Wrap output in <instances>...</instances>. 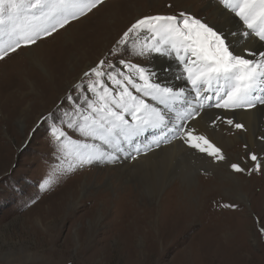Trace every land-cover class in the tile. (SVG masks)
Returning a JSON list of instances; mask_svg holds the SVG:
<instances>
[{
  "label": "rangeland",
  "instance_id": "obj_1",
  "mask_svg": "<svg viewBox=\"0 0 264 264\" xmlns=\"http://www.w3.org/2000/svg\"><path fill=\"white\" fill-rule=\"evenodd\" d=\"M211 1L220 4L219 0ZM206 6L207 0H104L99 8L38 40L32 48L22 46L0 60V223H3L0 224V263L11 251L22 264H264V234L261 233L264 228V166L260 154L255 151L250 155L253 149L238 148L241 152L235 161L232 159L243 171L236 172L231 167L233 164L230 166L242 183H248L241 189L244 198H235L230 193L231 184L217 187L219 183L207 181L205 175L212 176L213 172L195 166L192 171L199 170L193 173L192 185L196 186L197 178H201L203 195L192 198L189 210L174 207L164 212H160L161 208L154 211L151 215L154 220L149 224L146 223L148 212L140 213L135 209L126 193L117 198L119 188L130 186L133 191L140 188L130 181L127 173L121 175L114 169L116 163L96 162L71 173L55 171L58 166L66 169L67 162L61 165L58 159L62 153L50 135V125L55 123L73 139H82L66 125H61L60 120L64 111L70 110L65 97L72 95L74 101L79 102L80 90L74 85L86 86L90 79H95L85 77L84 73L102 59L127 75L131 73L126 64L150 70L148 61L157 53L144 57L134 54V50L145 43L143 34L135 44L130 39L121 47L117 41L123 33L143 17L180 12L216 25ZM81 31L86 32V37L78 36ZM78 38L83 42L87 40L83 45L92 40L81 56L77 51V46L81 45ZM27 48H31V52ZM113 48L120 50L113 53ZM38 61L49 74L59 70L53 73L55 76H50V81L36 67ZM174 61L180 74L181 65ZM24 73L29 84L23 81ZM172 75V81L178 83V72L173 71ZM183 80L186 91L188 85ZM164 83L162 81L161 85ZM128 87L146 103L158 106L151 97L142 96L131 85ZM31 92L33 94L27 97L19 96V93ZM160 106L174 123L183 112L174 102L170 103L171 111ZM20 108L25 110L24 115H18ZM49 115L51 119H45ZM237 131L242 133V129ZM146 137L151 139L149 134ZM140 141L146 142L145 137H140ZM116 155L127 157L124 153ZM253 155L256 161L251 159ZM257 163L261 165L259 170ZM106 170L113 171L112 175ZM50 174H53V184L41 191V183ZM220 176L228 181V174L220 172ZM176 179L179 181L176 177L172 182ZM211 189L219 198L209 196L213 195ZM231 192L238 190L232 187ZM143 199L146 200L144 195ZM160 200L161 196L155 204ZM174 200L169 197L168 204H175ZM227 204L231 209L224 207Z\"/></svg>",
  "mask_w": 264,
  "mask_h": 264
},
{
  "label": "snow or ice",
  "instance_id": "obj_2",
  "mask_svg": "<svg viewBox=\"0 0 264 264\" xmlns=\"http://www.w3.org/2000/svg\"><path fill=\"white\" fill-rule=\"evenodd\" d=\"M103 3L104 0H0V60L22 46L31 47L38 40L51 36ZM219 3L232 14L229 19L238 18L236 22L243 29L230 35H240L246 41L256 38L258 42H264V0H219ZM141 34L145 43L135 49L134 54L140 57L152 53L162 56L175 54V59L182 66L177 78L185 79L191 85L197 109L207 106L234 111L264 105V51H256L247 44L237 50L222 30L186 12L138 19L117 44L124 47L130 39L135 44ZM119 50L113 48L112 52ZM125 67L131 75L102 59L84 73L85 77L94 76V80L90 79L86 86L74 85L80 90L79 102L74 101L72 95L65 97L70 110L64 111L60 124L66 125L82 139H73L55 123L50 125V135L62 153L58 159L61 165L67 162L66 169L58 166L55 171L71 173L96 162L112 163L118 159L117 153L135 159L132 152L138 155L173 139H181L190 148L218 160L224 159L220 149L205 135L198 134L194 126L171 122L166 112L134 95L128 85L142 96L158 101L169 111L170 102L184 97L183 89L177 91L154 82L155 74L148 68L136 64H126ZM134 76L137 79H133ZM87 92H91L92 97ZM213 100L214 104L204 103ZM198 114V111L188 109L184 115H177V121ZM45 119L50 120L51 115ZM225 122L233 125L232 119ZM234 126L243 128L240 123ZM168 133L172 135L168 136ZM146 134L151 135V139L141 147L139 138L147 140ZM251 159L256 161L257 157L253 155ZM231 167L236 172L243 171L238 164ZM260 167L257 163L256 169ZM53 182V174H50L41 183V191L47 190ZM261 233L264 234V228H261Z\"/></svg>",
  "mask_w": 264,
  "mask_h": 264
},
{
  "label": "bare ground",
  "instance_id": "obj_3",
  "mask_svg": "<svg viewBox=\"0 0 264 264\" xmlns=\"http://www.w3.org/2000/svg\"><path fill=\"white\" fill-rule=\"evenodd\" d=\"M207 4L208 6H206V9L207 10L210 9L209 10L210 18L216 21V22L214 21V24L216 25H211V24L210 25L222 30L225 33V35H227L228 40L235 45L237 50L243 48L244 45L247 44L250 48H254L256 51H264V42H258L256 38H252L251 41H246L240 35L237 36L230 35V33L233 31L239 32L243 30L236 22L238 21V18L229 19V17L232 16V14L228 13L227 10L224 9L223 6L221 4H218L217 2L215 3L211 0H207ZM78 36L86 37V32L81 31L78 34ZM77 40L81 44L80 46H77V51H80L78 55H80V53L84 52V49L87 48V44L88 43L89 45L91 44L92 40L89 39L88 43L85 45L83 44L87 42V40H85L84 42L80 38H78ZM31 48H27V51L31 52ZM64 53L65 50L63 51L64 59L68 58L67 53L65 54ZM29 57H31V55ZM172 57L174 58L172 59ZM172 57L162 56L160 54H157V56H155L154 59H149L148 66H150L149 68H151L150 69L151 72L155 74L154 77L152 78L154 82L162 84V81H164L165 83L163 86L170 85L169 87H172L173 89L178 91L184 88V80L179 78L178 83L172 81L173 71H177L178 76H180L179 66L174 61L175 54H173ZM29 62L27 60V63L31 66ZM36 67L42 70L45 77L49 81L51 78L50 76L51 75L55 76L56 74L53 73H57L59 71L56 70L55 72L49 74L45 71V69L42 68L39 61L37 62ZM26 76L27 75L25 73L22 74L23 81L26 84H29ZM58 80L59 78H57L54 82L56 83ZM186 84L188 86L185 88L186 91L183 89L185 93L184 97L180 100L174 101V103H176L178 108L181 111H183L180 115H184L186 110L188 109L198 111L199 114L194 115L193 117L188 118L182 122L188 126H194L198 134L205 135L210 142H212L216 147L220 149L221 154L224 156V159L218 160L214 157L208 156L206 153H201L196 149L190 148L181 139L169 144L164 143L163 146H159L158 148L152 146L151 150L147 151L144 154L140 153L137 155L135 152H132V155L136 156L135 159H130V157L123 158L122 156H118V159L116 160V162H114L116 163L114 169L119 170L118 172H120L121 175L123 173H127V175H129L130 181L136 183L137 186H139L140 191L139 190L133 191V189H131V187L128 186L121 189L119 188V191H116L118 192L116 196L118 198L120 197V195L126 193V197H128L130 201L134 204L135 209L140 211V213L148 212L147 213L148 220L146 222L148 224L150 223L151 220L152 221L154 220L151 217L152 213L154 214V211L158 212L160 208H161V211L159 210L160 212L168 211V209H175V208H179V209L183 208L181 210H185V209L189 210L192 208V207L190 208V206L193 205L191 202L192 198L201 197V195H203L205 189H202L204 183H202V185L200 184L201 178H197L196 180L197 185L198 184L200 185L198 186L192 185L193 179L195 177L193 173L199 170V168H194V171H192L193 167L200 166V168L203 169L206 168L208 171H212L213 172L212 176L205 175V179H207V181H215L219 183L217 187L219 186L222 187V185H226V187H228L231 184V186L229 187L230 193L234 195L235 198L237 197L244 198L241 189H243V187H247L248 183L247 182L242 183V181L236 177L239 174L236 175L235 172L230 167L232 164H234L233 160L235 161L236 157H238L239 152H241L238 150V148L241 147L243 148L245 146L248 149H250V151L251 149H253L250 152V155H252V153L256 151V153L261 155L260 157L263 160V166H264V105L258 104L255 108L252 109H248V110L236 109L234 111L212 110L210 108L213 109H219V108L207 107V106L197 109L196 106L197 102L194 100L195 92L191 90V85L187 81ZM31 94H33V92L24 93L21 95L19 93V96L21 98V97H27ZM206 94L211 95L212 93H206ZM156 102L158 103V101ZM204 103L205 105H207V104H214L215 102L205 101ZM156 107L161 108L159 103L158 106ZM18 112H17L18 115H24L25 110L20 108ZM167 117H169L170 121L173 122L171 120L170 115H168ZM217 117H221V119H217ZM227 119H232L233 125H228L225 122ZM180 122L181 121H177L176 123H180ZM236 123H240L243 125L241 131L242 133H239L237 131V128L234 126ZM148 140L150 139L149 138H147V140L145 139L146 142ZM139 143L141 144V147H143V144L145 142H141L139 138ZM154 148L156 149L154 150ZM228 169L229 172L226 171ZM101 172L103 173V170ZM106 172L112 175L113 171L108 172V170H106ZM220 172L222 174L229 175L227 177L228 180L227 182L226 179L220 176ZM176 177L179 178V181L178 179H176L174 180L175 182H172V180ZM118 186L119 184H117L115 188L117 189ZM232 187L236 188L238 192L232 193L231 192ZM221 190H223V188H221L220 191ZM210 191L211 194L213 195H209V196H215L219 198L217 195H214L215 193L213 189H211ZM140 194H142L141 198L139 197ZM143 195L145 196L146 200L143 199ZM160 196H161L160 202L158 204H155L156 200L159 199ZM169 197H173L175 199L174 200L175 204L172 205L168 204ZM137 202L138 204H135Z\"/></svg>",
  "mask_w": 264,
  "mask_h": 264
},
{
  "label": "crops",
  "instance_id": "obj_4",
  "mask_svg": "<svg viewBox=\"0 0 264 264\" xmlns=\"http://www.w3.org/2000/svg\"><path fill=\"white\" fill-rule=\"evenodd\" d=\"M0 224H3V223H0ZM23 251H25V249ZM7 255H8L7 257H4L2 259L3 262L0 264H22L21 261L20 262L17 261V257H14V255H12L11 251H8ZM0 262H1V260H0ZM24 264H25V262H24Z\"/></svg>",
  "mask_w": 264,
  "mask_h": 264
}]
</instances>
